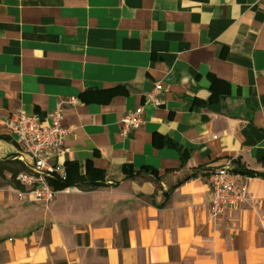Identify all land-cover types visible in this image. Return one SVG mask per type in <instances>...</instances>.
<instances>
[{
	"label": "crops",
	"instance_id": "1",
	"mask_svg": "<svg viewBox=\"0 0 264 264\" xmlns=\"http://www.w3.org/2000/svg\"><path fill=\"white\" fill-rule=\"evenodd\" d=\"M58 107L66 162L105 185L44 208L19 196L3 122ZM234 163L264 173V0H0V264H264V179L218 220L207 207Z\"/></svg>",
	"mask_w": 264,
	"mask_h": 264
},
{
	"label": "built area",
	"instance_id": "2",
	"mask_svg": "<svg viewBox=\"0 0 264 264\" xmlns=\"http://www.w3.org/2000/svg\"><path fill=\"white\" fill-rule=\"evenodd\" d=\"M158 83L155 90L147 95L148 103H158L157 94L163 91ZM75 103L76 100L72 99ZM48 122L42 123L36 115L25 116L20 113L11 115L3 124L21 145V160L25 170L16 178L24 192L20 197H29L31 201L47 206L61 194H72V188L57 190L52 181L65 180L67 148L66 137L72 129L63 124L62 107L49 114ZM144 123L143 108H137L120 121L122 133L142 128ZM210 198L207 207L212 220H218L222 215L236 210L249 197L244 177L235 172L231 166H225L213 171L209 178Z\"/></svg>",
	"mask_w": 264,
	"mask_h": 264
},
{
	"label": "trees",
	"instance_id": "3",
	"mask_svg": "<svg viewBox=\"0 0 264 264\" xmlns=\"http://www.w3.org/2000/svg\"><path fill=\"white\" fill-rule=\"evenodd\" d=\"M167 144L172 148L173 147L176 148L179 151V153H181V163H182V166H185L186 163L188 162L190 153L188 151L183 150L180 146H178L174 142L172 143L171 141H167ZM234 164H235L234 171L241 174L244 178L250 177V178H263L264 179V173L258 174L246 168H243L238 163H234ZM123 169L127 175V179H132L133 177L140 175L139 173L134 174L133 170L128 167H124ZM65 170L67 171V178L65 180L52 181V185L55 186L57 190L75 187V185H85L91 189H94L97 187H104L105 185L100 182L102 181L103 174L99 170H96V169L88 170L87 169L88 171L86 175L83 176L80 173L79 165L76 162L74 163L65 162ZM191 177L193 176L188 177L186 180L190 179Z\"/></svg>",
	"mask_w": 264,
	"mask_h": 264
},
{
	"label": "rangeland",
	"instance_id": "4",
	"mask_svg": "<svg viewBox=\"0 0 264 264\" xmlns=\"http://www.w3.org/2000/svg\"><path fill=\"white\" fill-rule=\"evenodd\" d=\"M52 204V203H51ZM51 204H49V205H47V206H44V205H42L44 208H48V206H50Z\"/></svg>",
	"mask_w": 264,
	"mask_h": 264
}]
</instances>
